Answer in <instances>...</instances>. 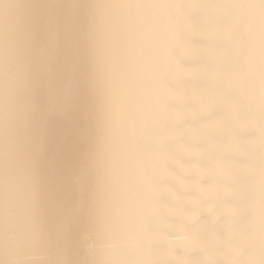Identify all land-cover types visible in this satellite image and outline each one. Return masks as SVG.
Segmentation results:
<instances>
[{
    "label": "bare ground",
    "instance_id": "bare-ground-1",
    "mask_svg": "<svg viewBox=\"0 0 264 264\" xmlns=\"http://www.w3.org/2000/svg\"><path fill=\"white\" fill-rule=\"evenodd\" d=\"M0 264H264V0H0Z\"/></svg>",
    "mask_w": 264,
    "mask_h": 264
}]
</instances>
